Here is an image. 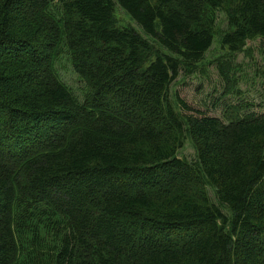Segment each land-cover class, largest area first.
I'll return each mask as SVG.
<instances>
[{
  "label": "trees",
  "instance_id": "trees-1",
  "mask_svg": "<svg viewBox=\"0 0 264 264\" xmlns=\"http://www.w3.org/2000/svg\"><path fill=\"white\" fill-rule=\"evenodd\" d=\"M216 35L264 39V0H0V264H264V114L169 100Z\"/></svg>",
  "mask_w": 264,
  "mask_h": 264
},
{
  "label": "rangeland",
  "instance_id": "rangeland-1",
  "mask_svg": "<svg viewBox=\"0 0 264 264\" xmlns=\"http://www.w3.org/2000/svg\"><path fill=\"white\" fill-rule=\"evenodd\" d=\"M114 16L117 26L133 27L140 32L130 16L118 6L114 8ZM217 23L224 33L227 24L221 13H218ZM65 59L63 57L56 65L57 72L61 80L82 100L87 92L86 84ZM223 66L225 71L221 75L219 71ZM168 94L176 110L179 107L177 98L194 112L222 119L226 117L224 121L248 114H264V39L249 40L240 51L234 53L223 47L220 37L216 35L204 59L192 72L181 71L170 85ZM178 156L188 161L195 158V150L188 140H185ZM208 192L215 203L212 189L208 188Z\"/></svg>",
  "mask_w": 264,
  "mask_h": 264
}]
</instances>
